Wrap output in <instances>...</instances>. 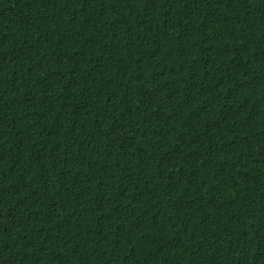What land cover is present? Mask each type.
<instances>
[{"label": "trees", "instance_id": "trees-1", "mask_svg": "<svg viewBox=\"0 0 264 264\" xmlns=\"http://www.w3.org/2000/svg\"><path fill=\"white\" fill-rule=\"evenodd\" d=\"M0 264H264V0H0Z\"/></svg>", "mask_w": 264, "mask_h": 264}]
</instances>
